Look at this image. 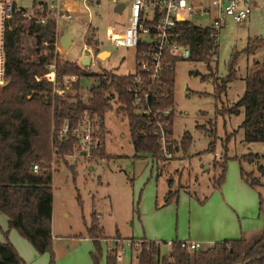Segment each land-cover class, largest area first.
I'll use <instances>...</instances> for the list:
<instances>
[{"label":"rangeland","instance_id":"rangeland-1","mask_svg":"<svg viewBox=\"0 0 264 264\" xmlns=\"http://www.w3.org/2000/svg\"><path fill=\"white\" fill-rule=\"evenodd\" d=\"M73 1L76 11L72 19L58 23L59 37L62 35L61 28L71 31L63 34H71L73 39L67 46L61 45L57 54L80 68L88 65L82 59L90 55L91 70L94 72L110 70L116 74L132 73L135 49L113 46L106 35L109 25L126 23L129 0H118L126 4L120 13L114 10L111 0ZM254 2H251L252 10L245 20L235 22L229 17L225 18L218 32L216 61H211V57L210 61L187 58L175 63L172 137L176 140V148L169 159L156 160L150 154L140 153L135 156L129 140L128 120L119 112L115 96L110 100L111 106L103 112L105 132L103 126L104 144L100 152L92 158L76 156L75 151L72 155L53 157L51 221L54 238L58 240L57 248L53 250V264L63 262L67 246L71 251L75 248L81 251L79 241L75 242L74 239L86 230L91 213L97 215L106 237L113 236L118 230L121 235L140 238L138 235L146 230L148 223L155 222L157 225L168 218V209H159L164 203V190L170 186L172 189L184 188L180 190L179 198L172 201V228L175 230L176 205L186 203L183 197L187 196L188 199L190 192L198 205V199L202 200L209 193L210 183L220 172L214 160L222 161L223 156H227L225 172L229 176L234 171L240 173V163L235 156L249 151L264 154V143L247 144L243 141V131L238 127L243 111L233 112V105L243 92L245 76L255 61L264 59V0ZM19 5L29 10L28 2L20 1ZM209 17L194 14L190 19L194 24L207 25ZM89 36L91 39L87 41L86 37ZM255 37L262 41L252 52H245L248 42ZM27 44L30 46L29 41ZM102 50L108 51V54L97 56L98 51ZM232 60L234 78L232 70V78L225 81ZM96 81L95 77L84 76L77 86L72 82L68 92L70 99L85 102L90 96V87ZM215 82L222 89L215 90ZM185 131L191 137L189 146L183 150L179 141ZM211 141L213 144L210 147ZM262 162L260 158L252 163L242 161L241 165L247 175L259 176L257 167ZM259 177L263 181V177ZM256 188L264 194V186L257 185ZM179 211H182V206ZM179 225L184 226L183 220ZM18 234L17 230L8 227L6 217L0 212V241H10V236ZM125 240H122L123 244ZM99 244L98 264H105L107 253L104 241L100 240ZM92 246L95 250L94 244ZM136 253V249L126 250L116 264H137ZM89 256L91 258V252ZM91 261L93 264L92 258Z\"/></svg>","mask_w":264,"mask_h":264},{"label":"trees","instance_id":"trees-1","mask_svg":"<svg viewBox=\"0 0 264 264\" xmlns=\"http://www.w3.org/2000/svg\"><path fill=\"white\" fill-rule=\"evenodd\" d=\"M11 23L5 41V77L8 83L0 87V212L7 217L9 228L17 230L37 253H48L49 264H53L51 146L57 148L59 156L74 151L75 139L70 136V127L84 110L103 113L111 106L110 100L115 96L119 112L128 120L129 140L135 156L138 153L150 154L152 159H163L160 157L159 139L152 133L148 116L137 112V105L133 102L130 91L131 73L85 71L74 62L54 53L53 24L43 25L34 21L24 23L18 13ZM180 27L183 42L190 49V59L210 61L211 28L188 22ZM89 39L90 36L86 37L87 41ZM260 41L259 37L253 38L248 42L245 52H252ZM42 43L45 44L41 45ZM52 59L55 60L56 77L59 81L75 75L77 79L73 83L77 86L81 77L96 78L85 102L70 99L69 94H52L49 81L45 78L35 79V76H42L47 72L46 64ZM232 62L233 60L229 64L225 81L232 78V70L234 78ZM164 82L167 85H163ZM154 87L158 97H150L152 106L172 108L163 118L168 122L167 133L172 134L175 113L174 70L165 71L162 82L156 83ZM214 88L222 89L216 82ZM240 109L243 111V118L238 127L243 131V141L247 144L264 143V59L255 61L244 78V89L233 105V112L239 113ZM65 121L69 124V130L63 135L62 125ZM190 137L187 131L182 134L179 144L183 150L189 146ZM172 144L170 149L173 152L176 140L172 139ZM212 144L213 141L209 146ZM235 157L240 163L241 179L252 188L264 186V154L249 151ZM226 158L224 155L222 161L214 160V165L220 168L218 176L213 180L216 187L224 180ZM260 158L263 162L258 165L257 171L263 181L259 176L247 175L241 165L242 161L252 163L254 159ZM33 164H37L36 170L32 169ZM172 194L174 193L170 190L167 192V201L173 198ZM261 202L259 193V206ZM86 233L94 240L95 250L91 252V258L93 264H98L99 238L102 237L103 228L94 213H91ZM139 240L137 264H264V226L260 235L251 243H245L241 238L225 239L189 250L175 241L165 254H161V249L154 245V241L144 238ZM105 260L106 264H116L117 261L111 253L106 255ZM0 264L27 263L6 239L0 241Z\"/></svg>","mask_w":264,"mask_h":264},{"label":"built area","instance_id":"built-area-1","mask_svg":"<svg viewBox=\"0 0 264 264\" xmlns=\"http://www.w3.org/2000/svg\"><path fill=\"white\" fill-rule=\"evenodd\" d=\"M20 1L28 2L29 10L23 9L19 5ZM111 2L116 5L119 1ZM251 2L255 3L254 0H129L126 23L107 27L106 35L111 45L135 49V68L131 73L130 91L133 102L137 105V112L148 116L152 133L159 139L161 159H169L172 156L170 146H173V137L167 133L168 122L163 119L172 108L153 107L150 97H158L154 86L162 82L165 71H175V63L178 60L190 58V49L183 42L181 24L192 23L190 18L194 14L210 16L207 25L198 26L211 28V61H216L218 32L225 18L229 17L235 22L245 20L252 10ZM125 7L126 4L123 9ZM73 12L64 6V0H0V87L7 80L5 41L14 15L20 14L24 23L34 21L43 25L53 24L55 38L52 44L54 53L57 54L61 50L58 23L72 19ZM89 57L90 64L81 66L82 69L91 70L92 57L90 55ZM46 68L47 72L42 76H35V79L45 78L49 81L53 94L68 95L69 86L77 77L73 75L61 81L57 80L54 59L46 64ZM163 85L167 84L164 82ZM68 130L69 124L65 121L62 125V134ZM70 136L75 139L76 156L92 158L100 152L103 144V113H89L84 110L76 123L70 127ZM51 151L53 161V157L60 154L53 146ZM32 169L36 170L37 164H33ZM122 240L117 238L105 240L106 253H111L119 259L126 250H138L140 247L139 239L126 238L125 244ZM175 241L189 250L203 247L201 242L187 239L154 240V245L160 249L162 247L170 249Z\"/></svg>","mask_w":264,"mask_h":264},{"label":"crops","instance_id":"crops-1","mask_svg":"<svg viewBox=\"0 0 264 264\" xmlns=\"http://www.w3.org/2000/svg\"><path fill=\"white\" fill-rule=\"evenodd\" d=\"M64 6L69 10L76 11V5L73 0H64ZM115 6L116 5H114V10ZM122 11L123 8H121L119 13ZM59 30L61 31L62 35L63 33H71V31L62 30L61 28H59ZM103 126L105 132L104 120ZM210 184L209 193L203 196V198L206 197L204 200L202 198L201 202H197L198 205L194 203L190 192L188 194V199L187 196L183 197L186 200L185 204L181 205V203H178V205H176L178 206V211H176L174 217L176 222L175 230L172 228L174 221L173 217L171 216L174 208L172 201L174 198H179L180 190L184 188L172 189L173 187L171 186L166 188L163 192L164 195L162 196L164 197V203H161L159 209L167 208L169 211L168 218L166 220L164 219L160 221L157 225H155V222L148 223V225L151 227H148L147 225L146 230H144L141 235H138L140 238L136 239L144 238L145 240L149 239L152 241H154L153 239L196 240L201 242L203 247L225 239L241 238L245 243H251L254 241L260 235L264 226L263 192L257 188L250 187L245 181H243L239 171L238 173L235 171L231 172L229 176L226 175L225 172L224 180L221 182L220 186H214L213 182ZM169 190L174 194H172L173 198L167 201V192ZM259 193L261 195L262 201L260 206ZM181 206L182 211H179L181 210ZM198 206L199 209H197ZM185 210H187V212ZM153 217L154 216H152V218ZM180 220H183V227L179 225ZM87 225L85 226V229ZM51 235L52 248L55 251L58 240L54 238V234L52 232V221ZM102 235L103 238H99V241L103 240L104 242L109 238L118 237L117 239L122 240L132 237L121 235L118 230H115L113 236L106 237L104 233H102ZM10 241L17 250L18 254L25 260V262H27V264L48 263V253H37L32 245L21 235L18 234L10 236ZM74 241H79L78 243L80 244L81 251H76L77 248L71 251V248L67 246V248L64 249L65 255L61 264H92L89 252L94 251L92 246L94 244L93 238L89 237L85 230L80 232ZM168 251L169 249L164 247V250H161V254H165ZM57 264H60V261Z\"/></svg>","mask_w":264,"mask_h":264},{"label":"water","instance_id":"water-1","mask_svg":"<svg viewBox=\"0 0 264 264\" xmlns=\"http://www.w3.org/2000/svg\"><path fill=\"white\" fill-rule=\"evenodd\" d=\"M124 6H125V3H123V2L117 3L116 6H115V11H118V12L121 11V8H123ZM71 40H72V35L71 34H63V35L60 36L59 42H60V45L67 46L69 43H71ZM106 54H108V51L102 50V51H99L97 53V56L103 57ZM89 61H90L89 55L85 56L82 59V62L85 63V64L89 63ZM7 83H8V80H6L3 85H6Z\"/></svg>","mask_w":264,"mask_h":264},{"label":"bare ground","instance_id":"bare-ground-1","mask_svg":"<svg viewBox=\"0 0 264 264\" xmlns=\"http://www.w3.org/2000/svg\"><path fill=\"white\" fill-rule=\"evenodd\" d=\"M101 56V55H100ZM85 64V63H84Z\"/></svg>","mask_w":264,"mask_h":264}]
</instances>
